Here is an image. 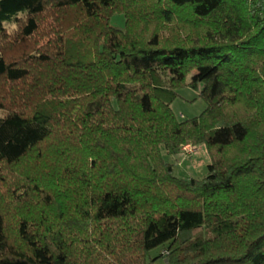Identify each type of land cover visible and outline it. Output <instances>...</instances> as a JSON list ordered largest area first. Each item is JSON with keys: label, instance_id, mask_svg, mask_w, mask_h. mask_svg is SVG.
<instances>
[{"label": "trees", "instance_id": "16d2710c", "mask_svg": "<svg viewBox=\"0 0 264 264\" xmlns=\"http://www.w3.org/2000/svg\"><path fill=\"white\" fill-rule=\"evenodd\" d=\"M160 259L264 264V0H0V264Z\"/></svg>", "mask_w": 264, "mask_h": 264}, {"label": "rangeland", "instance_id": "374dc122", "mask_svg": "<svg viewBox=\"0 0 264 264\" xmlns=\"http://www.w3.org/2000/svg\"><path fill=\"white\" fill-rule=\"evenodd\" d=\"M111 23L119 28L125 27V18L122 14L113 15ZM9 30L15 29V22H5ZM180 96L174 101L173 109L180 119L191 118L199 115L206 107L205 102L199 97V91L190 87L181 89ZM164 157L173 163L174 174L180 178H202L208 173L210 155L204 144L181 145L177 148L171 146L163 147ZM153 255H158L159 250H154ZM157 264H167V260L160 259Z\"/></svg>", "mask_w": 264, "mask_h": 264}]
</instances>
